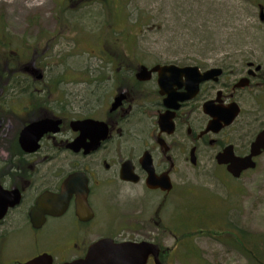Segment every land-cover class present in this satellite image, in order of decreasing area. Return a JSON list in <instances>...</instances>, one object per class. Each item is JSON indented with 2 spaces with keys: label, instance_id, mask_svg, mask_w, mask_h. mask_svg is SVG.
Instances as JSON below:
<instances>
[{
  "label": "flooded vegetation",
  "instance_id": "1",
  "mask_svg": "<svg viewBox=\"0 0 264 264\" xmlns=\"http://www.w3.org/2000/svg\"><path fill=\"white\" fill-rule=\"evenodd\" d=\"M236 1L232 17L251 48L174 59L121 49L113 79L96 81L78 100L60 99L59 81L35 62L0 64V195H7L0 264L41 256L73 263L104 239L157 245L160 262L170 264V238L176 247L188 239L184 222L169 224L172 196L211 165L224 172L215 179L228 190L227 179L236 184L264 163L261 150L256 169L239 178L218 164L225 151L248 158L264 133V0ZM144 67L147 81L138 79ZM166 67L182 73L156 70ZM228 117L229 125L214 128ZM86 120L100 124L76 125ZM206 175L214 181V167Z\"/></svg>",
  "mask_w": 264,
  "mask_h": 264
},
{
  "label": "rangeland",
  "instance_id": "2",
  "mask_svg": "<svg viewBox=\"0 0 264 264\" xmlns=\"http://www.w3.org/2000/svg\"><path fill=\"white\" fill-rule=\"evenodd\" d=\"M34 1L0 0V64L37 63L59 81L63 100H78L96 81L113 79L112 63L121 49H150L174 59L253 46L232 17L236 0H46V8H28ZM213 167L214 181L206 175ZM200 172L170 200V226L180 219L192 236L182 247L171 237L166 260L254 264L232 245L231 233L247 231L264 240V163L236 184L226 178L228 190L215 179L225 176L215 165ZM193 246L199 256L190 252Z\"/></svg>",
  "mask_w": 264,
  "mask_h": 264
},
{
  "label": "water",
  "instance_id": "3",
  "mask_svg": "<svg viewBox=\"0 0 264 264\" xmlns=\"http://www.w3.org/2000/svg\"><path fill=\"white\" fill-rule=\"evenodd\" d=\"M157 71L161 75L174 73L178 75L182 73L181 69L176 67H166V68H157ZM147 68L144 67L138 74V79L141 81H147L150 79ZM214 74V71L208 72L206 77L202 78V81L209 80V77ZM163 78V77H162ZM162 86V79L160 82ZM121 99H118L120 101ZM233 120V117H228L227 119H215L214 128H222L221 121H224L226 125H229ZM100 124L94 120H86L83 122H77L76 125L82 127H92L94 125ZM219 126V127H218ZM261 150H264V133L261 134L256 143L253 145L252 154L248 158L237 159L229 154L228 151H225L224 154H221L218 157L220 165H228V171L236 178H239L241 174L246 170H253L257 167L256 163L252 162V158L261 153ZM231 151V150H230ZM7 195H0V218L5 214L7 206L6 204ZM18 200V198H17ZM16 200V202H17ZM43 198L41 199V203ZM153 256L155 264H162L160 262V249L157 245L151 243H116L112 239H104L95 244H93L86 256L85 259L66 264H148L149 258ZM47 259L46 256H41L35 260H32L26 264H52V261L48 260V263H45Z\"/></svg>",
  "mask_w": 264,
  "mask_h": 264
},
{
  "label": "trees",
  "instance_id": "4",
  "mask_svg": "<svg viewBox=\"0 0 264 264\" xmlns=\"http://www.w3.org/2000/svg\"><path fill=\"white\" fill-rule=\"evenodd\" d=\"M231 235L235 236L234 240L231 241L232 245L239 249L250 262L254 264H264V240H262V237L251 236L247 231L241 230L239 233H231ZM188 236L190 238L192 234H187V237ZM190 252L197 256L200 255L195 246L191 248Z\"/></svg>",
  "mask_w": 264,
  "mask_h": 264
},
{
  "label": "bare ground",
  "instance_id": "5",
  "mask_svg": "<svg viewBox=\"0 0 264 264\" xmlns=\"http://www.w3.org/2000/svg\"><path fill=\"white\" fill-rule=\"evenodd\" d=\"M33 4H34V5L29 6L28 8H37V7H39V8H46V7H47V2H46V0H35V1L33 2Z\"/></svg>",
  "mask_w": 264,
  "mask_h": 264
}]
</instances>
